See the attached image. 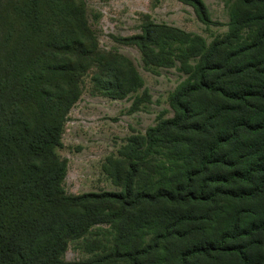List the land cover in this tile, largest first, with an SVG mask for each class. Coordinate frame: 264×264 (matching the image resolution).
I'll return each mask as SVG.
<instances>
[{"label": "trees", "instance_id": "16d2710c", "mask_svg": "<svg viewBox=\"0 0 264 264\" xmlns=\"http://www.w3.org/2000/svg\"><path fill=\"white\" fill-rule=\"evenodd\" d=\"M182 1L222 24L204 0ZM228 25L209 45L153 21L117 38L150 65L198 66L174 115L121 162L119 191L68 194L55 148L79 78L96 65L94 80L123 97L138 74L100 50L85 0H0V264H67L69 241L99 223L124 243L80 264H264V0H237Z\"/></svg>", "mask_w": 264, "mask_h": 264}, {"label": "rangeland", "instance_id": "374dc122", "mask_svg": "<svg viewBox=\"0 0 264 264\" xmlns=\"http://www.w3.org/2000/svg\"><path fill=\"white\" fill-rule=\"evenodd\" d=\"M89 24L100 50L121 54L133 62L140 84L127 95H110L94 80L96 65L78 81L79 98L65 119L61 143L55 152L67 162L63 187L68 194L119 191V170L136 140L149 128L172 117L171 97L191 80L198 60L172 67L148 64L140 49L118 41L142 32L145 21L179 27L202 36L207 44L226 34L237 0H204L212 20L204 24L193 6L182 0H85ZM182 47V46H178ZM167 160L165 155H155ZM123 244L113 223H99L80 238L69 241L63 254L67 264L93 261L115 244ZM99 264H125L112 261Z\"/></svg>", "mask_w": 264, "mask_h": 264}]
</instances>
